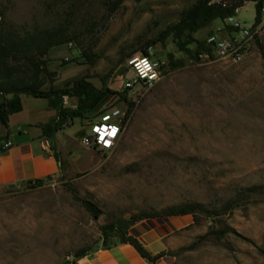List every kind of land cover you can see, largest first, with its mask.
Segmentation results:
<instances>
[{
    "label": "rangeland",
    "instance_id": "rangeland-1",
    "mask_svg": "<svg viewBox=\"0 0 264 264\" xmlns=\"http://www.w3.org/2000/svg\"><path fill=\"white\" fill-rule=\"evenodd\" d=\"M194 1L120 0L108 13L101 0H76L70 16L72 0H0V23L17 31L56 20L70 24L75 41L51 49L45 58L52 86L85 77L99 87L111 71L108 89L121 92L131 76L124 68L127 54L139 53ZM233 17L251 26L253 3H244ZM219 24L183 35V50L174 34L148 47L152 56H170L180 66L167 67L164 78L141 97L127 94L133 103L129 119L110 153L95 152L94 169L64 174L35 189L0 193V264H72L75 252L99 246V228L109 222L189 204L218 209L239 189L264 184V24L240 61L194 55L195 44ZM71 105L67 99L65 107ZM109 106L125 109L115 96L101 108ZM91 117L73 119L65 129L79 142ZM71 152L80 162L87 160L88 151L79 143ZM79 202L90 203L96 218ZM150 229L172 241L158 260L264 264V198L240 203L217 220L202 213L161 216L131 223L128 232ZM223 230L227 233L218 238Z\"/></svg>",
    "mask_w": 264,
    "mask_h": 264
},
{
    "label": "trees",
    "instance_id": "trees-1",
    "mask_svg": "<svg viewBox=\"0 0 264 264\" xmlns=\"http://www.w3.org/2000/svg\"><path fill=\"white\" fill-rule=\"evenodd\" d=\"M101 2L106 12L112 13L117 9L120 0H101ZM247 2L253 3V25H256L260 22L261 16L264 17V0H195L180 14L177 22L166 27L156 39L146 41L138 52L145 55L148 47L154 45L156 41H161L168 34H174L178 40L175 43L176 46L183 50V45L179 42L183 35L194 34L208 27L214 21H222L228 16H234L236 11ZM222 4L224 5L222 6ZM75 8L76 0H72L69 7L70 16ZM69 26L70 24H64V21L56 20L45 27L33 25L29 30L17 31L13 26H5L0 23V125L5 126L7 117L20 111L19 95L45 99L48 101V106L55 110V120L46 125H40L42 135L47 138H51L56 130L69 122L71 123L73 119H88L90 115L93 118L101 111L102 103L110 96H115L116 101H121L124 104L126 117L130 115L133 103L127 98V93L111 91L106 87L111 71L100 79L98 89L85 77L64 83L61 87L52 86V77L46 68L45 58L51 49L75 41L73 29ZM201 52H208L204 39L197 42L193 49L194 55ZM129 55L127 54V56ZM81 56L91 62L90 55L85 51L81 52ZM167 59L165 60L169 69L180 66V63L172 61L170 56ZM7 96L10 98L7 99ZM63 96L72 100L71 107L61 105ZM67 112H71L72 115L58 125ZM40 185V181L26 184L31 189ZM263 198L264 184L253 185L239 189L233 198L225 201L218 209H205L201 205L189 204L168 209L160 214L142 213L125 221H112L99 228L98 247L109 248L115 244H127L148 264H155L162 254L150 255L136 238L129 235L128 228L131 223L161 216L181 217L195 213H202L211 220H217L225 213L238 207L240 203L258 202ZM79 203L91 218H96L98 212L90 203ZM225 233H227L225 230L219 231L217 237L221 238ZM92 251L88 249L75 252L72 264Z\"/></svg>",
    "mask_w": 264,
    "mask_h": 264
},
{
    "label": "crops",
    "instance_id": "crops-1",
    "mask_svg": "<svg viewBox=\"0 0 264 264\" xmlns=\"http://www.w3.org/2000/svg\"><path fill=\"white\" fill-rule=\"evenodd\" d=\"M260 22L263 26L264 20ZM108 86L107 82L106 87ZM94 87L98 89L100 86ZM8 98L10 96H7ZM18 99L20 111L10 114L5 126L0 125V145L6 141L11 143L8 149L0 153V193L30 190L31 188L26 186L27 183L40 181V186H43L64 174L83 169L92 170L97 166L99 158L90 148L85 147L88 151L86 161L80 162L81 158L72 154L74 143L79 142L75 139V132L65 129L71 125L70 122L56 130L51 138L42 135L40 125H46L56 118L55 110L48 106L47 100L25 95H19ZM128 234L136 238L150 255L161 253L172 244L165 232L158 234L150 229L143 233ZM74 264L148 263L131 246L115 244L109 248L97 247ZM155 264L174 263L157 260Z\"/></svg>",
    "mask_w": 264,
    "mask_h": 264
},
{
    "label": "built area",
    "instance_id": "built-area-1",
    "mask_svg": "<svg viewBox=\"0 0 264 264\" xmlns=\"http://www.w3.org/2000/svg\"><path fill=\"white\" fill-rule=\"evenodd\" d=\"M261 34V22L245 27L233 16H228L204 38L208 52L199 54V58L205 61H240ZM124 68L131 76L123 81L122 91L127 94L134 91L136 97H141L145 91L164 78L167 61L152 56L150 48H147L145 55L135 53L128 56ZM67 99L66 96L61 98L63 107L66 106ZM128 119L129 115L126 117L125 109L116 106L103 107L98 114L86 122L85 126L88 130L79 138V143L98 153H110L116 146ZM10 146L9 141L1 144L0 153Z\"/></svg>",
    "mask_w": 264,
    "mask_h": 264
},
{
    "label": "water",
    "instance_id": "water-1",
    "mask_svg": "<svg viewBox=\"0 0 264 264\" xmlns=\"http://www.w3.org/2000/svg\"><path fill=\"white\" fill-rule=\"evenodd\" d=\"M72 115L71 112H67L65 117H63L59 122H58V125H60L61 122H63L65 119H68L70 116Z\"/></svg>",
    "mask_w": 264,
    "mask_h": 264
}]
</instances>
